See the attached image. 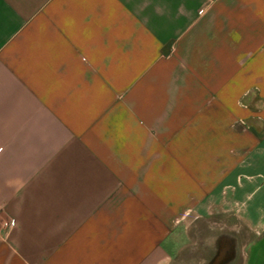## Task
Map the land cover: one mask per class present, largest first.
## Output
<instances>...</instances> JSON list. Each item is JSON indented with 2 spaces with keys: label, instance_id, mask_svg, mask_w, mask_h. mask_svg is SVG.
<instances>
[{
  "label": "crops",
  "instance_id": "obj_1",
  "mask_svg": "<svg viewBox=\"0 0 264 264\" xmlns=\"http://www.w3.org/2000/svg\"><path fill=\"white\" fill-rule=\"evenodd\" d=\"M230 257L264 264V0H0V264Z\"/></svg>",
  "mask_w": 264,
  "mask_h": 264
},
{
  "label": "water",
  "instance_id": "obj_2",
  "mask_svg": "<svg viewBox=\"0 0 264 264\" xmlns=\"http://www.w3.org/2000/svg\"><path fill=\"white\" fill-rule=\"evenodd\" d=\"M231 254H232V256H234V255H233V254H234L233 249H232V251H231ZM232 258H233V257H230V259H227L226 261H220V260H218V259H215L213 262H211V264H229Z\"/></svg>",
  "mask_w": 264,
  "mask_h": 264
}]
</instances>
